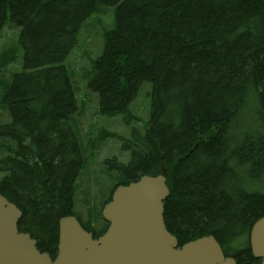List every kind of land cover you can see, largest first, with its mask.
Here are the masks:
<instances>
[{
  "label": "trees",
  "instance_id": "1",
  "mask_svg": "<svg viewBox=\"0 0 264 264\" xmlns=\"http://www.w3.org/2000/svg\"><path fill=\"white\" fill-rule=\"evenodd\" d=\"M110 7L115 26L89 73L99 111L127 117L147 83L153 109L145 152L134 151L141 162L121 167L113 191L165 170L164 218L180 248L211 236L226 258L260 264L249 237L264 218V0H0V36L9 21L18 27L24 56L21 72L0 76L10 118L0 125V195L21 210L20 233L54 260L59 221L75 215L90 159L65 62L83 24ZM3 50L5 73L17 56ZM111 200L82 224L94 239L106 232L101 210Z\"/></svg>",
  "mask_w": 264,
  "mask_h": 264
},
{
  "label": "water",
  "instance_id": "2",
  "mask_svg": "<svg viewBox=\"0 0 264 264\" xmlns=\"http://www.w3.org/2000/svg\"><path fill=\"white\" fill-rule=\"evenodd\" d=\"M167 181L164 170L163 175H146L118 187L103 209L109 227L97 240L76 217L60 219L54 261L37 249L30 235L20 233L21 210L0 195V264H236L224 256L213 237L179 247L164 218L170 196ZM250 247L264 264V218L251 230Z\"/></svg>",
  "mask_w": 264,
  "mask_h": 264
},
{
  "label": "rangeland",
  "instance_id": "3",
  "mask_svg": "<svg viewBox=\"0 0 264 264\" xmlns=\"http://www.w3.org/2000/svg\"><path fill=\"white\" fill-rule=\"evenodd\" d=\"M115 9V7L106 8L103 12L92 15L83 24L79 33V44L65 62L66 66L74 73V82L77 87L76 99L83 113L80 118L76 117L80 125L84 147L88 151L90 159L88 166L77 181L78 190L74 208L75 216L85 222L91 220L90 213L95 214L100 208L97 199L100 191L103 190L108 196L115 180H119L118 172H122L120 164L136 161L131 165L132 167L141 162L136 159L134 151L138 152L139 146L145 147L144 141H147L145 131L149 116L153 112L150 96L151 84L144 85L138 97L139 100L137 99L130 109L133 116H138L141 119L140 124L131 121V114L127 117L117 116L115 118L102 115L99 111V95L89 87L92 61L100 57L103 52L105 32L112 30L115 26ZM19 34V28L9 21L0 36V54L4 52L3 49L7 48L6 52L15 53L17 56V59L10 66L8 65L9 67L7 66L5 73L1 71L3 75L0 74V76L3 78H10L12 74L23 70L24 56L22 45L19 43ZM11 44L16 46H10ZM8 75L10 76L8 77ZM7 122H10L9 116L0 110V125ZM104 131L118 134L126 140L122 142L117 139H107L101 145L99 134ZM88 142L91 145H88ZM96 146L99 147V150L95 148ZM113 159H116V162L109 164L108 160ZM118 161L120 164H117ZM118 183L119 181L115 183V186ZM258 188H264V183L258 185Z\"/></svg>",
  "mask_w": 264,
  "mask_h": 264
},
{
  "label": "flooded vegetation",
  "instance_id": "4",
  "mask_svg": "<svg viewBox=\"0 0 264 264\" xmlns=\"http://www.w3.org/2000/svg\"><path fill=\"white\" fill-rule=\"evenodd\" d=\"M103 195V198H102V195ZM108 196H106V194H105V192H100L99 194H98V196H97V199H98V201H99V204H103L108 198H107ZM97 203V202H96ZM99 223H103V221H100Z\"/></svg>",
  "mask_w": 264,
  "mask_h": 264
}]
</instances>
